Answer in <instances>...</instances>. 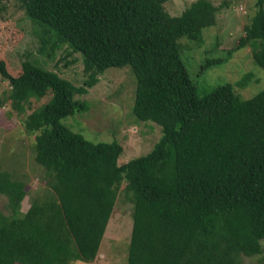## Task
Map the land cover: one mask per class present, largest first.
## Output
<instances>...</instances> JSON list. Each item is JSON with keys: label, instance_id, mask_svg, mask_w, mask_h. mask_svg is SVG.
I'll return each mask as SVG.
<instances>
[{"label": "trees", "instance_id": "1", "mask_svg": "<svg viewBox=\"0 0 264 264\" xmlns=\"http://www.w3.org/2000/svg\"><path fill=\"white\" fill-rule=\"evenodd\" d=\"M15 1L51 50L66 45L81 55L87 78L74 85L29 58L12 74L0 60L14 108L51 94L23 121L49 177L26 211V183L0 169L10 211L0 212V264L92 262L123 182L133 203L127 264H243L261 253L264 90L242 99L224 83L199 96L181 57L179 39L199 40L218 7L195 0L172 16L168 0ZM258 39L255 57L264 66V14L234 49ZM123 66L135 77L134 115L162 134L147 154L119 164L118 142H92L62 119L87 109L76 94Z\"/></svg>", "mask_w": 264, "mask_h": 264}, {"label": "rangeland", "instance_id": "2", "mask_svg": "<svg viewBox=\"0 0 264 264\" xmlns=\"http://www.w3.org/2000/svg\"><path fill=\"white\" fill-rule=\"evenodd\" d=\"M193 1L168 0L164 8L168 14L177 16ZM210 1L218 7L215 24L203 28L199 40L181 37V57L199 96L219 85L231 83L242 99L251 98L264 90V66L255 57L261 41L246 42L245 46L234 48L257 18L263 16L264 0ZM40 29L25 15L18 2L0 1V60L7 64L12 74H17L23 60L35 59L74 85H82L87 76L81 55L66 45L51 50L49 44L42 42ZM218 59L221 62L202 68L207 61ZM98 78L85 94L75 96L86 104L87 109L66 116L62 123L92 142H118L123 148L119 164L147 154L160 139L161 126L134 115L136 82L131 68L109 67ZM9 89V82L0 76V169L26 183V196L21 203L24 212L32 200L42 194L49 177L35 160V134L25 131L23 121L28 113L47 102L51 94L48 91L39 99L30 98L24 103V110L19 111L8 99ZM124 186L125 182L118 190L95 259L92 262L70 260L67 264H127L133 203ZM0 212L10 213L8 199L2 194ZM261 245V253L242 257L243 264L264 262V239Z\"/></svg>", "mask_w": 264, "mask_h": 264}]
</instances>
